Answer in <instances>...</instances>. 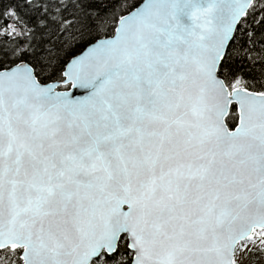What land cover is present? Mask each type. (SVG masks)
Here are the masks:
<instances>
[{"label": "snow or ice", "instance_id": "obj_1", "mask_svg": "<svg viewBox=\"0 0 264 264\" xmlns=\"http://www.w3.org/2000/svg\"><path fill=\"white\" fill-rule=\"evenodd\" d=\"M0 264H264V0H0Z\"/></svg>", "mask_w": 264, "mask_h": 264}]
</instances>
